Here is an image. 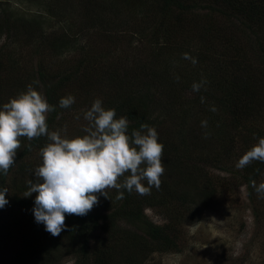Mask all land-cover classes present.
<instances>
[{
    "label": "trees",
    "instance_id": "16d2710c",
    "mask_svg": "<svg viewBox=\"0 0 264 264\" xmlns=\"http://www.w3.org/2000/svg\"><path fill=\"white\" fill-rule=\"evenodd\" d=\"M44 1L45 10L60 22V29L46 30L41 12L27 19L10 9L0 11V41L6 37L0 46V109L32 84L54 107L47 114L49 132L59 124H68L67 112L81 107L80 101H87L88 96L94 98L91 103L97 96L106 97L105 104L111 106L108 109H115L116 118L127 117L129 135L134 129L140 130L142 123L154 127L152 116L155 110L159 111L160 100L144 91L142 80L155 70L142 66L131 73L126 62L108 49L124 38L119 33L132 27L133 37L146 39L155 58H165L170 53H181L183 57L185 52L190 53L184 41L192 37L197 38L194 47L199 44L202 53L209 48L215 51L211 58L217 54L227 56L217 74L205 61L204 77L196 75L199 81L206 80L203 86L211 88L210 91L202 86L200 90L210 92L209 97L217 100L216 111L234 119H227L223 126L241 132V122L255 117L264 106V0H79L77 8L69 0ZM104 9L111 17L103 13ZM218 15L230 21L229 25L237 20V30L248 39L242 42L238 36L225 32L226 25L216 21ZM138 17L143 19L141 24ZM147 22L149 26H145ZM87 34L96 37L90 43L79 44L78 36ZM22 44L34 48L28 75L24 73L27 65L19 59L23 54L16 52V45ZM70 49L78 54L73 61L66 59L64 68L58 59ZM194 58L202 61L201 55ZM209 60L215 63L217 59ZM132 75L138 80L130 87ZM160 93L166 94L167 90ZM69 94L75 103L61 108L60 99ZM174 131L158 140L164 145L165 168L159 190L153 187L151 194L144 196L124 190L122 200L116 199L115 189L108 190L110 200L98 194L99 203L87 215L66 214L67 227L56 237L35 222L32 209L37 194L24 196L29 187L27 181L35 180L32 172L42 160L37 158L40 150L50 141L46 136L31 141L21 137L15 163L7 175L0 172V188L10 185L5 193L9 203L0 209V252L5 246L12 249L8 264H59L66 256H72L74 264H143L155 252L179 251L177 228L187 219L200 220V202H206L217 191L209 167L231 171L222 163L232 156L237 137L227 134L228 142L219 148L215 146L217 139L204 138L205 131L189 136L183 134L182 127ZM242 149L245 153L250 148ZM241 176L256 221L262 224L264 198L258 196L250 181L264 182V162L253 161ZM144 184L147 186L146 181ZM167 205L180 208L168 210ZM160 207L166 208V221L162 224L152 220L146 211Z\"/></svg>",
    "mask_w": 264,
    "mask_h": 264
},
{
    "label": "rangeland",
    "instance_id": "374dc122",
    "mask_svg": "<svg viewBox=\"0 0 264 264\" xmlns=\"http://www.w3.org/2000/svg\"><path fill=\"white\" fill-rule=\"evenodd\" d=\"M69 1L73 3L75 8L78 7L79 0ZM44 3V0H0V11L10 9L16 16L26 17L27 19L41 12L43 17L42 24L46 30L60 29V22L45 10ZM103 13H107L106 16L111 17L109 11L104 9ZM138 18V23L141 24L143 19ZM216 21L218 23L221 21L222 24L226 25L224 27L225 32L228 34L232 33L236 37L238 36L242 42L244 39H248L247 36L245 37L242 32L237 30L236 27L239 23L237 20H235V24L229 25L230 21L218 15ZM145 26H149V22ZM134 28L132 27L127 32L119 33V35H124V38L117 40L108 49L112 52L113 56L116 58L120 57L126 62L131 73H135V69L142 66H151L155 70L156 73L151 70L152 73H147L142 81L145 85L144 91L151 93L160 100L157 106L159 111L155 110L152 116L154 127L158 132V140L162 135L165 137L168 134L171 135L175 132L174 130L180 127L183 128V134L186 136L203 131L210 133V136H207V138H211L212 140L217 139L218 143L215 146L218 147L219 145V148L228 142L227 134L237 137L232 156L227 159V163H222L223 166H227L231 171L227 172V170L209 167V172L215 176V178H212V181H216L217 191L206 202H200V220L191 222L187 219L177 228L180 250L164 253L155 252L143 264H264V223L259 224L256 221L250 195L247 193L246 184L242 178L243 176H241L245 168L237 169L235 167L239 158L244 154L242 147L251 148L254 144L258 143V138L264 137V106L255 113V117H251L247 122H241L243 124L240 127L241 129H239L241 132L236 131L233 127L223 126L226 124L227 119L230 122H233L234 119L226 116L221 111H210V107L212 106H215L217 109V100L209 97L210 92L207 93L202 90L194 92L192 84L193 82H200L198 80L199 75H203L200 77H204L205 61L212 68V71L217 74L222 64L226 63L223 60L227 56H223L219 52L220 55L217 54L211 58L215 51H211L210 48L205 51L207 52L205 56V52L199 51V44L194 47L197 38L192 37L186 39L184 44L189 46V55L193 53L190 56L197 57L201 55L202 61L197 60L195 65L190 60H177V58H182L181 53H170L165 58L162 56L155 58V53L149 44L146 43V39L139 40L138 37H133ZM95 37H89L88 34L87 37L79 35V44L90 43ZM5 41L6 37L4 35L1 38L0 46ZM33 49V46L29 45L22 44V47L16 45V52L21 53V55L23 54L19 58L21 63H25L28 67L24 72L25 75L31 72L30 68L33 65L31 53ZM201 49L204 50V47L201 46ZM210 53L212 54L210 55ZM77 54L78 52L75 49L66 50L65 54L58 59L60 65L65 68L66 59H72L73 61ZM207 55L210 57H207ZM125 57H130L131 59L127 60ZM134 59H137V61ZM209 59L217 60L214 63ZM197 67L199 68L198 70ZM121 72L124 73V70H121ZM132 76L130 87L134 86L138 80V76ZM176 76L180 78L178 82L175 79ZM175 82L176 84L173 85ZM203 87L211 91L208 85ZM162 90H167V93H160ZM201 97H204V103H201ZM97 98L101 99L102 106L105 109H108V106L111 107L109 103L105 104L106 97L103 99L97 96ZM93 99L88 96L87 101L85 99L84 102L80 101L83 103L81 107L69 110L67 112L69 118L68 124H59L54 131H60L61 135H66L68 138L83 135L82 129L87 125L84 113L92 104ZM77 116H79V119L76 118ZM184 120L186 121L182 122ZM202 120H207V128L201 127ZM184 147L188 146L185 145ZM37 158L41 159V156L39 155ZM32 160L35 161L36 159L32 158ZM41 163L42 160L35 167ZM235 171H237L238 175H230ZM165 207L168 210L180 208L177 205L176 207L175 205L173 207L172 205ZM165 207H160V209L157 208L156 210L147 208L146 211L152 220L162 224L166 221L164 215V211H166ZM11 250L8 246L2 249L0 252V264H8ZM74 262L75 259L72 256H66L59 264H74Z\"/></svg>",
    "mask_w": 264,
    "mask_h": 264
},
{
    "label": "clouds",
    "instance_id": "9594fccd",
    "mask_svg": "<svg viewBox=\"0 0 264 264\" xmlns=\"http://www.w3.org/2000/svg\"><path fill=\"white\" fill-rule=\"evenodd\" d=\"M182 58L193 65L197 63L187 52ZM175 79L178 82L180 78L176 76ZM205 83V79L193 82L192 90L200 91ZM73 103L75 98L69 94L60 99L59 106L69 108ZM53 110L46 97L32 84L0 109V172L3 174L7 175L16 161L21 137L31 141L46 136L50 141L40 150L42 163L32 172L35 180L27 181L29 187L24 196L37 194L32 209L35 222L43 224L53 237L67 227L66 214L87 215L99 203L98 194L110 200L109 189L117 190V200L124 199V190L144 196L150 195L153 187L160 189L165 172L164 145L158 142L155 127L142 123L140 130L134 129L129 135L127 117L116 118L115 109H105L97 98L84 113L87 121L82 129L84 134L68 138L60 131L49 132L47 114ZM216 110L215 106L210 107V111ZM207 126V120H202L201 127ZM28 147L30 149L31 145ZM253 161L264 162V137L258 138V143L239 158L235 167L244 169ZM250 183L258 196L264 198V182L257 184L251 180ZM7 192V187L0 188V209L9 203Z\"/></svg>",
    "mask_w": 264,
    "mask_h": 264
}]
</instances>
